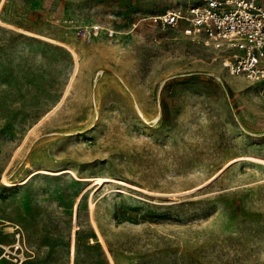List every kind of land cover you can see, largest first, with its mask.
Wrapping results in <instances>:
<instances>
[{
	"label": "rangeland",
	"instance_id": "obj_1",
	"mask_svg": "<svg viewBox=\"0 0 264 264\" xmlns=\"http://www.w3.org/2000/svg\"><path fill=\"white\" fill-rule=\"evenodd\" d=\"M181 2L0 0V254L264 264V82L149 18Z\"/></svg>",
	"mask_w": 264,
	"mask_h": 264
},
{
	"label": "built area",
	"instance_id": "obj_2",
	"mask_svg": "<svg viewBox=\"0 0 264 264\" xmlns=\"http://www.w3.org/2000/svg\"><path fill=\"white\" fill-rule=\"evenodd\" d=\"M186 1L150 16L163 27L184 24L183 33L222 51L224 66L233 75L264 82V1ZM89 38L100 32L99 25L85 30ZM0 264H22L28 257L20 234L10 245H2Z\"/></svg>",
	"mask_w": 264,
	"mask_h": 264
},
{
	"label": "crops",
	"instance_id": "obj_3",
	"mask_svg": "<svg viewBox=\"0 0 264 264\" xmlns=\"http://www.w3.org/2000/svg\"><path fill=\"white\" fill-rule=\"evenodd\" d=\"M33 258H35V256L34 257H31V258L28 257L22 264H24L26 261H28L30 259H33Z\"/></svg>",
	"mask_w": 264,
	"mask_h": 264
},
{
	"label": "bare ground",
	"instance_id": "obj_4",
	"mask_svg": "<svg viewBox=\"0 0 264 264\" xmlns=\"http://www.w3.org/2000/svg\"><path fill=\"white\" fill-rule=\"evenodd\" d=\"M9 225V224H8ZM12 225V224H11Z\"/></svg>",
	"mask_w": 264,
	"mask_h": 264
}]
</instances>
